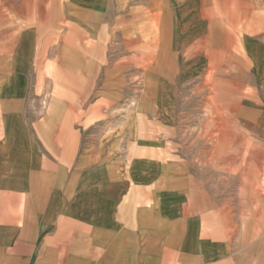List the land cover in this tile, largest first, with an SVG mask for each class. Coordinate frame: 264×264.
I'll list each match as a JSON object with an SVG mask.
<instances>
[{"label":"rangeland","instance_id":"374dc122","mask_svg":"<svg viewBox=\"0 0 264 264\" xmlns=\"http://www.w3.org/2000/svg\"><path fill=\"white\" fill-rule=\"evenodd\" d=\"M64 5L24 69L21 108L36 141L46 137L49 152L62 140L67 152L75 147L74 165L105 160L107 172L153 176L200 233L192 264H264V66L248 65L242 34L237 44L204 37L185 51L163 0ZM199 11L195 3L189 12ZM217 42L240 55L224 68V100Z\"/></svg>","mask_w":264,"mask_h":264},{"label":"crops","instance_id":"0c3cea01","mask_svg":"<svg viewBox=\"0 0 264 264\" xmlns=\"http://www.w3.org/2000/svg\"><path fill=\"white\" fill-rule=\"evenodd\" d=\"M195 3L200 11L189 12ZM65 9L63 0H0V264H192L202 254L200 233L153 176L107 172L105 160L74 165L75 147L67 152L62 140L49 152L47 138L39 133L36 141L23 120L24 69L45 50ZM163 11L185 51L204 37L234 44L242 34L248 65L264 66V0H163ZM159 30L168 41L166 28ZM215 46L224 100L232 85L224 68L240 55Z\"/></svg>","mask_w":264,"mask_h":264}]
</instances>
